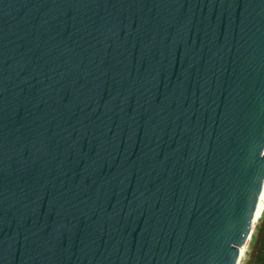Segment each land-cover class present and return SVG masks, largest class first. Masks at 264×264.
Here are the masks:
<instances>
[{"label":"water","instance_id":"1","mask_svg":"<svg viewBox=\"0 0 264 264\" xmlns=\"http://www.w3.org/2000/svg\"><path fill=\"white\" fill-rule=\"evenodd\" d=\"M263 192L264 0H0V264H239Z\"/></svg>","mask_w":264,"mask_h":264},{"label":"trees","instance_id":"2","mask_svg":"<svg viewBox=\"0 0 264 264\" xmlns=\"http://www.w3.org/2000/svg\"><path fill=\"white\" fill-rule=\"evenodd\" d=\"M243 264H264V209L252 236L249 255Z\"/></svg>","mask_w":264,"mask_h":264},{"label":"rangeland","instance_id":"3","mask_svg":"<svg viewBox=\"0 0 264 264\" xmlns=\"http://www.w3.org/2000/svg\"><path fill=\"white\" fill-rule=\"evenodd\" d=\"M259 220L255 223V227H254V232H255V229H256V226L258 224ZM253 232V234H254ZM253 236V235H252ZM251 240H252V237L251 239L248 241L247 245L245 246L244 248V252L242 253L241 257H240V262L239 264H243L244 261L247 259L248 255H249V252H250V246H251Z\"/></svg>","mask_w":264,"mask_h":264},{"label":"bare ground","instance_id":"4","mask_svg":"<svg viewBox=\"0 0 264 264\" xmlns=\"http://www.w3.org/2000/svg\"><path fill=\"white\" fill-rule=\"evenodd\" d=\"M263 197H264V192H263L262 199H261V201H260V203H259V206H258V209H257V212H256V215H257V216L259 215L260 211H262V208H263V205H264V199H263ZM257 216H256V217H257ZM243 252H244V249L241 250V255H242Z\"/></svg>","mask_w":264,"mask_h":264}]
</instances>
